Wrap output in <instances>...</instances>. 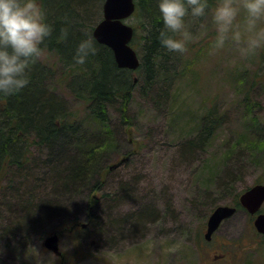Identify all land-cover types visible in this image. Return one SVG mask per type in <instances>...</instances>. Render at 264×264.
<instances>
[{"label":"rangeland","instance_id":"374dc122","mask_svg":"<svg viewBox=\"0 0 264 264\" xmlns=\"http://www.w3.org/2000/svg\"><path fill=\"white\" fill-rule=\"evenodd\" d=\"M149 5L159 13L156 0ZM59 10L51 12L56 16ZM137 13L136 8L126 22L134 29L131 46L141 59L145 29ZM101 18L102 5L90 12L89 35ZM186 20L193 36L164 88L167 95L158 98L159 84L145 88L143 72L132 73L137 81L125 116L118 104L107 106L110 132L102 131L73 94L58 54L42 46L36 65L43 69L46 94L64 106L66 122L74 120L85 132L84 148H101L100 170L81 189L64 186L61 176L77 148L67 145L66 158L58 164L59 147L44 145L30 132L25 141L31 154L19 168H9L0 186V264H200L213 259L210 251L221 240L261 242L263 237L250 228V216L239 209L210 242H200L205 248L196 242L216 206L230 205L235 193L264 183V82L253 80L260 49L244 58L229 42L210 54L215 39L211 12ZM210 110L223 118L214 136L207 146L189 145ZM73 221L75 228L58 236L60 256L42 246L49 234ZM256 255L264 259L261 249L248 253L255 261Z\"/></svg>","mask_w":264,"mask_h":264},{"label":"trees","instance_id":"16d2710c","mask_svg":"<svg viewBox=\"0 0 264 264\" xmlns=\"http://www.w3.org/2000/svg\"><path fill=\"white\" fill-rule=\"evenodd\" d=\"M103 1L42 0L43 8L47 13L46 18L49 23L54 25L53 34L46 39L44 46L58 54L59 61L65 68L64 75L68 76L72 82L68 84L66 78L64 79L65 83L73 90V94L83 101L88 112L94 118L93 120L102 126V131L110 132L108 130L107 106L118 104L122 116H125L133 86L137 81L130 75L134 72H143L144 78L141 79V85L145 88H152L151 86L159 84L158 98L165 97L167 94L164 88L176 74L180 53L170 52L160 44L157 36L163 21L159 19L160 13L152 12L149 5L150 0H136L137 16L141 19L142 28L145 29V35L142 37V57L140 59L138 56L140 65L136 70L118 68L111 50L97 42V51L89 56L85 64L81 65L74 60L70 61L65 50L74 57L79 41L89 35L87 30L92 24L87 19H90V12H93L96 6L102 5ZM213 3L214 0H211V5ZM58 8L60 9L59 13L54 16L51 9ZM64 26L69 29L68 36L63 39L65 42H60L57 37L61 34V28ZM134 41L135 33L131 44H134ZM41 70L43 71L38 68L35 62L31 67L29 85L17 94L0 97V186L9 168H19L31 154V147L25 141L31 132L44 145L59 147V156L55 158V162L58 164L61 159L65 160L66 158L64 150L65 148L68 150L67 145L73 144V147L77 148L74 158L83 161V163H76L73 158L70 165H66L65 173L60 180L64 186L65 184L66 186L73 185V187L81 189L86 184L85 180L100 170L97 168V158L101 148H84L83 134L85 132H81L82 128L74 120L66 122L67 114L64 111V106L53 96L46 94L47 90L44 89ZM77 72L80 73L77 75ZM253 80L254 83L264 82V48L260 49L258 68L254 73ZM58 106L60 111L57 109ZM222 120L223 118L220 119L215 115V110L205 113L197 138L192 139L193 141L189 145H193V147L207 146ZM81 143H83L82 146ZM107 171H109V167ZM58 175L61 174L58 173ZM94 187L95 190L99 189L101 180ZM240 194L241 192H237L231 197L230 205L237 209H240L238 201ZM90 201L94 203L95 200L91 199ZM52 210L54 209L49 208L48 212ZM88 213L91 215L90 212ZM90 215L87 217L93 218ZM75 223L76 221H73L71 224L63 226L59 233L65 234L67 231L73 230ZM249 225L252 232L255 233L252 218ZM201 234V232L197 234L196 242L199 244L204 239Z\"/></svg>","mask_w":264,"mask_h":264},{"label":"clouds","instance_id":"9594fccd","mask_svg":"<svg viewBox=\"0 0 264 264\" xmlns=\"http://www.w3.org/2000/svg\"><path fill=\"white\" fill-rule=\"evenodd\" d=\"M163 21L158 40L170 52L183 53L193 33L187 17L198 20L209 11L215 25V39L209 49L215 54L231 42L248 58L264 48V0H156ZM42 0H0V97L21 92L30 83L31 67L42 46L51 37ZM68 27L61 28L58 40L66 39ZM97 51L95 37L88 35L76 46L74 61L85 64Z\"/></svg>","mask_w":264,"mask_h":264},{"label":"water","instance_id":"95a60500","mask_svg":"<svg viewBox=\"0 0 264 264\" xmlns=\"http://www.w3.org/2000/svg\"><path fill=\"white\" fill-rule=\"evenodd\" d=\"M134 11V0H104L102 19L92 30L95 41L111 50L116 66L131 71L136 70L140 65L138 55L130 45L133 28L126 23V20L132 16ZM122 161L120 160L115 165H111L110 169L121 164ZM263 202L264 184L254 185L239 196L241 207L252 215L258 212ZM235 212L236 208L232 206H217L208 217L204 238L210 240L220 224L234 215ZM253 225L258 233L264 234V214H258L253 221ZM81 227H84V224ZM58 235L57 232L48 235L42 245L56 256L60 255Z\"/></svg>","mask_w":264,"mask_h":264},{"label":"flooded vegetation","instance_id":"af4514ba","mask_svg":"<svg viewBox=\"0 0 264 264\" xmlns=\"http://www.w3.org/2000/svg\"><path fill=\"white\" fill-rule=\"evenodd\" d=\"M263 184V183H260ZM264 204V202H263ZM263 204L261 205L259 211L254 214L251 215L252 218V225H253V221L254 218L256 217V215L258 214H264V210L262 209ZM232 206V205H231ZM235 207V206H234ZM243 211L246 213V211L243 209ZM246 215L248 216V214L246 213ZM256 235L263 237V239L261 240V242L259 240H254L255 245L251 246L250 242H248V240L244 239V240H234L232 243H230L227 240H221L218 242V244L216 245L217 247L211 249L210 254L212 255L213 259L209 260L206 259L204 261H200V264H264V259L261 260V256L256 255L257 256V261L254 260V258L249 257L248 253L250 251L253 252H259V250L261 249L264 252V234H259L255 231ZM213 237V236H212ZM212 240V238L209 241H203V242H210ZM258 242L261 243L262 245H258ZM227 246V249H226ZM231 246V247H230ZM239 247L236 250H230L228 248H232V247ZM200 248H205V244L200 243L199 244ZM205 250V249H204ZM217 253H214V251H218ZM229 251H231V253L229 254ZM227 252V253H226ZM207 253H209L207 251ZM247 254V255H246ZM245 256H248L247 258ZM203 258H205V255L201 256ZM210 257V256H209Z\"/></svg>","mask_w":264,"mask_h":264},{"label":"bare ground","instance_id":"6f19581e","mask_svg":"<svg viewBox=\"0 0 264 264\" xmlns=\"http://www.w3.org/2000/svg\"><path fill=\"white\" fill-rule=\"evenodd\" d=\"M69 115V114H68ZM75 156V155H74ZM109 171H111V169L109 168ZM74 229V228H73Z\"/></svg>","mask_w":264,"mask_h":264}]
</instances>
